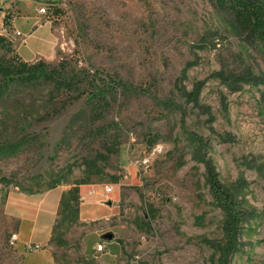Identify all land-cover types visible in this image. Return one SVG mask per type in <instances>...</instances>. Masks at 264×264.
<instances>
[{"label":"rangeland","instance_id":"rangeland-1","mask_svg":"<svg viewBox=\"0 0 264 264\" xmlns=\"http://www.w3.org/2000/svg\"><path fill=\"white\" fill-rule=\"evenodd\" d=\"M1 17L14 49L0 57L64 63L84 79L73 91L13 84L0 94V264H25L4 214L11 191L104 186L126 165L136 175L120 186L119 215L59 228V264H264V52L229 10L213 0H0ZM104 84L109 105L95 116L88 92ZM206 163L246 213L225 258Z\"/></svg>","mask_w":264,"mask_h":264},{"label":"trees","instance_id":"trees-1","mask_svg":"<svg viewBox=\"0 0 264 264\" xmlns=\"http://www.w3.org/2000/svg\"><path fill=\"white\" fill-rule=\"evenodd\" d=\"M215 4L225 10H229L234 18V22L239 31L246 35L249 42L258 44L264 52V0H213ZM13 46L2 35H0V52H12ZM65 64L60 63L54 68H49L44 62H36L28 64L18 57L6 59L0 57V81L2 86L0 94L4 93V89L11 85H52L50 94L53 91H73L77 87L79 81L84 77H67L65 75ZM118 85H122L121 83ZM123 87V85H122ZM4 88V89H3ZM6 91V90H5ZM84 90L83 93H85ZM112 91L110 84H104L101 87L94 88L88 92L89 111L94 115H99L100 111L107 107L109 94ZM74 97L73 99H76ZM102 156V155H101ZM206 183L210 194L216 203V206L224 213L225 224L224 233L226 236V246L221 248L222 258L229 255V252L236 244V228L239 224L245 221L246 213L242 210V206L237 202L235 197L228 189H225L218 181V176L214 169L208 164H205ZM118 177H109L108 183H117ZM86 182H64L54 181L47 186L46 190L27 193L35 195L54 189L59 186H69L70 189L62 194L60 201L59 220L54 226L53 233L56 237L59 228H66L77 223V203L79 201L78 188Z\"/></svg>","mask_w":264,"mask_h":264},{"label":"crops","instance_id":"crops-1","mask_svg":"<svg viewBox=\"0 0 264 264\" xmlns=\"http://www.w3.org/2000/svg\"><path fill=\"white\" fill-rule=\"evenodd\" d=\"M0 19L3 25L4 17ZM10 27L14 29L17 36L21 35L14 25V20L11 21ZM43 27L46 25L41 24L37 28ZM44 44L49 45V42L46 40ZM20 57L24 59V56L20 55ZM121 169L124 170L125 175L117 183L90 188L79 186L78 223L107 222L119 215L120 186L130 185L136 175L135 169L130 165L122 166ZM69 189V186H59L35 195L11 191L6 196L3 206L4 214L15 224L14 245L23 255L25 264H59L52 246L53 229L59 220L62 194Z\"/></svg>","mask_w":264,"mask_h":264},{"label":"built area","instance_id":"built-area-1","mask_svg":"<svg viewBox=\"0 0 264 264\" xmlns=\"http://www.w3.org/2000/svg\"><path fill=\"white\" fill-rule=\"evenodd\" d=\"M18 1H26V0H18ZM38 13L40 14V15H45L46 14V9L45 8H40L39 9V11H38ZM154 152H156V150H154L153 151V153ZM147 164H148V159L146 158V159H143L141 162H140V165H142V166H147ZM108 190H109V188H107ZM11 239H12V241L13 242H15V240H16V236L13 234L12 235V237H11ZM94 249H95V251L97 252V253H100V252H102L103 251V246H102V244H98V245H96L95 247H94Z\"/></svg>","mask_w":264,"mask_h":264},{"label":"water","instance_id":"water-1","mask_svg":"<svg viewBox=\"0 0 264 264\" xmlns=\"http://www.w3.org/2000/svg\"><path fill=\"white\" fill-rule=\"evenodd\" d=\"M104 238L110 240L112 238V236L110 234H107L104 236Z\"/></svg>","mask_w":264,"mask_h":264}]
</instances>
